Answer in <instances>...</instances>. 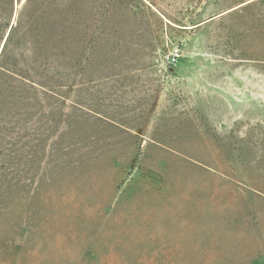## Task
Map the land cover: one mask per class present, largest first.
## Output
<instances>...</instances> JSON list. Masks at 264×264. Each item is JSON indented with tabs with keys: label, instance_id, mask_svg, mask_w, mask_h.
<instances>
[{
	"label": "rangeland",
	"instance_id": "rangeland-1",
	"mask_svg": "<svg viewBox=\"0 0 264 264\" xmlns=\"http://www.w3.org/2000/svg\"><path fill=\"white\" fill-rule=\"evenodd\" d=\"M24 1L4 38L18 19L36 85L0 73L25 136L0 264H264V110L232 105L264 99V0Z\"/></svg>",
	"mask_w": 264,
	"mask_h": 264
},
{
	"label": "trees",
	"instance_id": "trees-1",
	"mask_svg": "<svg viewBox=\"0 0 264 264\" xmlns=\"http://www.w3.org/2000/svg\"><path fill=\"white\" fill-rule=\"evenodd\" d=\"M57 1L59 12L64 13L67 0ZM41 5V0L24 1V7H30L33 11H38ZM12 6L13 0H0V42L4 38V30L7 26ZM14 25L4 38L0 49V73L19 83L26 84L31 82V85L35 86L36 82L29 78V71H32V69L19 65V61L23 59L22 54H20L22 50L18 44H12L14 39L13 32H15L17 26H20L18 19ZM20 101L18 97L14 98L11 101L10 109L13 111L19 110L20 112L24 108ZM16 116L15 118H12L11 115L7 116L6 111L0 114V250H5L6 248L7 241L5 238L10 229L11 220L12 222L18 220L17 213L20 206L18 204L13 205L9 198L16 199L22 192L24 183V161L22 155L25 149L24 126L20 119L22 114H16Z\"/></svg>",
	"mask_w": 264,
	"mask_h": 264
},
{
	"label": "water",
	"instance_id": "water-1",
	"mask_svg": "<svg viewBox=\"0 0 264 264\" xmlns=\"http://www.w3.org/2000/svg\"><path fill=\"white\" fill-rule=\"evenodd\" d=\"M232 101V100H231ZM246 105L251 110H264V99L263 98H252L246 97L242 102L232 101V105Z\"/></svg>",
	"mask_w": 264,
	"mask_h": 264
},
{
	"label": "built area",
	"instance_id": "built-area-1",
	"mask_svg": "<svg viewBox=\"0 0 264 264\" xmlns=\"http://www.w3.org/2000/svg\"><path fill=\"white\" fill-rule=\"evenodd\" d=\"M179 57V51L177 48H173L172 51L169 52L167 56V62L169 64H173L177 61V58Z\"/></svg>",
	"mask_w": 264,
	"mask_h": 264
}]
</instances>
